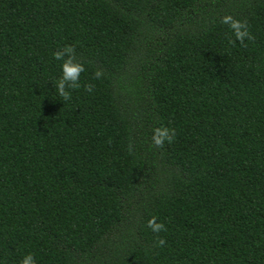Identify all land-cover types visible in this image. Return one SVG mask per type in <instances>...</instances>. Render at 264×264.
<instances>
[{
	"label": "trees",
	"instance_id": "obj_1",
	"mask_svg": "<svg viewBox=\"0 0 264 264\" xmlns=\"http://www.w3.org/2000/svg\"><path fill=\"white\" fill-rule=\"evenodd\" d=\"M64 46L85 65L68 102ZM27 253L264 264V0H0V261Z\"/></svg>",
	"mask_w": 264,
	"mask_h": 264
},
{
	"label": "clouds",
	"instance_id": "obj_2",
	"mask_svg": "<svg viewBox=\"0 0 264 264\" xmlns=\"http://www.w3.org/2000/svg\"><path fill=\"white\" fill-rule=\"evenodd\" d=\"M220 23L227 25L231 32V37L228 43L234 44L239 41L240 44H244L245 40L251 41L253 36L249 31V25L246 20L237 19L233 16H224L221 18ZM75 49L72 46H64L53 52V57L57 61H62L60 65V76L52 82V89L54 94L59 98L60 101L68 102L72 98V92L81 87L80 79L81 74L85 72V65L79 61L74 60ZM101 74L95 73V78L100 79ZM94 85H86L85 90L89 93L93 91ZM176 136L175 129L167 126H159L154 129L152 135V143L155 147L161 148L165 144H171ZM158 217L153 215L147 220L146 227L151 230L154 234L165 232L164 223L157 222ZM165 244L163 238L158 239L157 246ZM0 264H3L0 261ZM20 264H37V260L32 253H27L20 260Z\"/></svg>",
	"mask_w": 264,
	"mask_h": 264
}]
</instances>
